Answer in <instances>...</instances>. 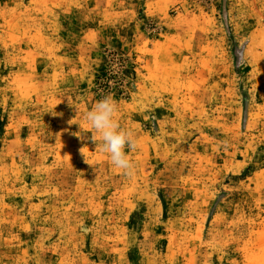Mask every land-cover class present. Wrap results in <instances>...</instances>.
Wrapping results in <instances>:
<instances>
[{
    "label": "rangeland",
    "instance_id": "rangeland-1",
    "mask_svg": "<svg viewBox=\"0 0 264 264\" xmlns=\"http://www.w3.org/2000/svg\"><path fill=\"white\" fill-rule=\"evenodd\" d=\"M0 264H264V0H0Z\"/></svg>",
    "mask_w": 264,
    "mask_h": 264
},
{
    "label": "clouds",
    "instance_id": "clouds-1",
    "mask_svg": "<svg viewBox=\"0 0 264 264\" xmlns=\"http://www.w3.org/2000/svg\"><path fill=\"white\" fill-rule=\"evenodd\" d=\"M117 112L116 101L111 95H106L86 112L85 119L92 129L90 139L96 144L95 151L106 154L116 168L131 176L134 174L135 165L127 155L126 149L135 150L137 139L131 130L121 126L116 118ZM85 161L88 163L86 157Z\"/></svg>",
    "mask_w": 264,
    "mask_h": 264
}]
</instances>
